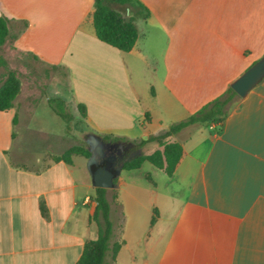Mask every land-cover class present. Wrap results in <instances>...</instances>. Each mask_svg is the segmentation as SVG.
<instances>
[{
  "label": "crops",
  "instance_id": "1",
  "mask_svg": "<svg viewBox=\"0 0 264 264\" xmlns=\"http://www.w3.org/2000/svg\"><path fill=\"white\" fill-rule=\"evenodd\" d=\"M139 2L150 15L135 20L137 42L123 51L98 38L95 0H0L12 34L28 22L2 50L51 70L42 101L22 83L0 110V264H76L99 236L89 156L14 158L21 124L37 130L43 113L53 124L46 147L67 141L48 99L69 104L71 133L85 135L88 149L94 133L126 137L138 155L264 56V0ZM189 130L176 136L184 154L173 176L144 161L122 167L119 185L107 188L113 242L124 241L110 264H264V77L232 100L220 125Z\"/></svg>",
  "mask_w": 264,
  "mask_h": 264
},
{
  "label": "trees",
  "instance_id": "2",
  "mask_svg": "<svg viewBox=\"0 0 264 264\" xmlns=\"http://www.w3.org/2000/svg\"><path fill=\"white\" fill-rule=\"evenodd\" d=\"M115 4L129 9V17L124 16L119 10L117 11ZM149 15V9L139 0H95L93 17L97 36L109 45L129 51L135 46L138 39L135 20L139 17L146 19ZM10 22L11 20L7 16H0V51L10 38L15 39L28 25V22L23 20L19 30L12 34ZM21 85L19 78L14 73H10L5 83L0 87V110H8L14 105L15 99L21 91ZM236 96H239L238 93L230 85L222 95L209 101L186 119L172 123L168 130L159 135L151 136L148 141L156 142L157 147L126 160L123 163V169H137L144 161H149L168 176H173L184 154L183 142L176 136L186 129L194 130L208 124L220 125L228 115L229 105ZM48 104L70 129L73 113L68 103L64 99L56 97L48 99ZM79 110L82 115H85L83 104L79 105ZM105 138L130 141L126 137L105 136ZM74 154L90 156L91 152L89 149L72 147L65 153L54 156V159H63L71 163V157ZM95 200L97 204L92 219L99 224V236L86 242L76 264H110L108 260L110 256L111 262L115 263L117 254L124 243L123 240L113 242L114 224L110 215L111 205L107 197V188L96 187ZM42 209L46 213L45 205L42 206Z\"/></svg>",
  "mask_w": 264,
  "mask_h": 264
},
{
  "label": "rangeland",
  "instance_id": "3",
  "mask_svg": "<svg viewBox=\"0 0 264 264\" xmlns=\"http://www.w3.org/2000/svg\"><path fill=\"white\" fill-rule=\"evenodd\" d=\"M114 6L116 7L117 11L119 10L124 16L129 17L127 8L117 4ZM10 73H14L16 77L19 78L21 84L23 83V92H28L29 89H32V86L35 85V91L32 93V95L38 99V102L44 99L45 95L42 92L43 84L47 80L46 75L51 73V70L49 72H45V69L40 67L38 63L34 61L30 62L25 55L17 52L12 47H9L6 48L5 51H0V87L5 83ZM75 110L78 112V109ZM53 115L56 119L60 120L55 113H53ZM26 123L24 126H26ZM35 123L37 124L34 125L33 128L37 127V130H26L27 128H24L22 124L18 130L17 145L13 155L14 158L21 163L26 162L28 164L29 161H34L40 156L45 157L48 154L53 155V157L57 156L56 154L60 153L58 151L61 149L68 148L67 150H69L72 147L88 149L87 143L85 142V135H82L81 138L74 136L73 133H71L72 127L70 128V134L67 138V141H64V144H62L61 148L59 146L46 147V133L53 127L51 117L47 113H43L40 116H37ZM65 124L68 129L66 122ZM79 142L82 144H78ZM150 142L148 140L144 141V144L146 145L144 150L151 151L157 147L155 142ZM66 151L62 152V154ZM88 162L89 159L87 161V167ZM160 172H162V174L165 176L166 173L164 171L160 170Z\"/></svg>",
  "mask_w": 264,
  "mask_h": 264
},
{
  "label": "water",
  "instance_id": "4",
  "mask_svg": "<svg viewBox=\"0 0 264 264\" xmlns=\"http://www.w3.org/2000/svg\"><path fill=\"white\" fill-rule=\"evenodd\" d=\"M264 77V56L257 60L251 67H249L241 76H239L231 86L238 93L239 96L245 97L249 91L257 85ZM146 138V137H145ZM90 146L91 155L89 156L88 170L92 176V181L95 187L113 188L117 187L118 181L115 177L122 171V165L114 171L111 167L100 166L94 169V165L98 162L100 156H103L104 140L94 134L89 133L87 138Z\"/></svg>",
  "mask_w": 264,
  "mask_h": 264
},
{
  "label": "flooded vegetation",
  "instance_id": "5",
  "mask_svg": "<svg viewBox=\"0 0 264 264\" xmlns=\"http://www.w3.org/2000/svg\"><path fill=\"white\" fill-rule=\"evenodd\" d=\"M104 142V155L99 157L94 169L108 166L116 171L126 160L137 156L138 150L131 143L120 140H104Z\"/></svg>",
  "mask_w": 264,
  "mask_h": 264
}]
</instances>
